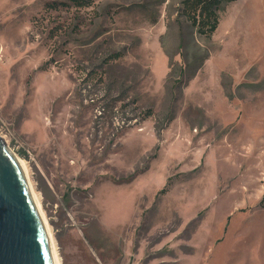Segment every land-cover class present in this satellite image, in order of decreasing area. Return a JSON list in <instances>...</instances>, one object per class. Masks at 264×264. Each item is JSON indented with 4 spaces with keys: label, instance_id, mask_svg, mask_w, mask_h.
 <instances>
[{
    "label": "rangeland",
    "instance_id": "1",
    "mask_svg": "<svg viewBox=\"0 0 264 264\" xmlns=\"http://www.w3.org/2000/svg\"><path fill=\"white\" fill-rule=\"evenodd\" d=\"M181 1L0 0V136L62 264H264V0L210 38Z\"/></svg>",
    "mask_w": 264,
    "mask_h": 264
},
{
    "label": "water",
    "instance_id": "2",
    "mask_svg": "<svg viewBox=\"0 0 264 264\" xmlns=\"http://www.w3.org/2000/svg\"><path fill=\"white\" fill-rule=\"evenodd\" d=\"M0 264H55L29 179L1 136Z\"/></svg>",
    "mask_w": 264,
    "mask_h": 264
},
{
    "label": "trees",
    "instance_id": "3",
    "mask_svg": "<svg viewBox=\"0 0 264 264\" xmlns=\"http://www.w3.org/2000/svg\"><path fill=\"white\" fill-rule=\"evenodd\" d=\"M77 7H91L96 0H70ZM234 0H182L178 6V14L185 18L196 28L199 34L210 38L220 24V11L227 2ZM57 4L52 3L51 6ZM58 30L57 33L58 34Z\"/></svg>",
    "mask_w": 264,
    "mask_h": 264
},
{
    "label": "bare ground",
    "instance_id": "4",
    "mask_svg": "<svg viewBox=\"0 0 264 264\" xmlns=\"http://www.w3.org/2000/svg\"><path fill=\"white\" fill-rule=\"evenodd\" d=\"M20 163H21V165H22V167L25 170V173L27 175L28 170H29V169H27V165L26 164L23 165L21 161H20ZM27 177H28V175H27ZM29 183L31 185V189H32V192H33L34 200L36 202V205H37V207L39 209L40 215H41V217L43 219V222L45 224V227H46V231H47V234H48V238H49V242H50V245H51L52 255H53L55 264H62L61 257L59 255L58 248H57V245H56V241H55V238H54V235H53V232H52V228L49 225V223L47 221V217H46L45 212H44V209L42 208L40 194L35 190L32 182L30 181Z\"/></svg>",
    "mask_w": 264,
    "mask_h": 264
}]
</instances>
